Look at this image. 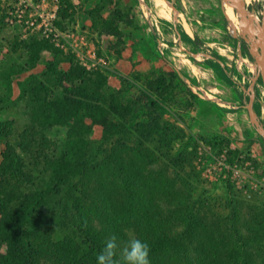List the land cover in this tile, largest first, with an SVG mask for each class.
<instances>
[{"label": "rangeland", "instance_id": "1", "mask_svg": "<svg viewBox=\"0 0 264 264\" xmlns=\"http://www.w3.org/2000/svg\"><path fill=\"white\" fill-rule=\"evenodd\" d=\"M156 1L59 0L58 26L79 24L108 62L110 69L102 72L88 70L40 34L9 25V14L20 2L0 0V163L6 146L29 162L31 156L16 147L22 141L30 146L25 130L31 128L38 130V140L44 136L41 141L60 148L71 125L44 126L43 116L54 112V101L69 94L66 89L81 87L78 79L65 81V74L80 71L90 81L100 78L105 103L123 104L127 118L136 117L134 124L143 131L142 137L128 140H142L155 146L154 152L159 144L169 145V155L178 164L184 161L171 171L190 186L189 209L201 202L207 227L230 217L238 228L242 245L233 250L222 234L224 255L264 264V140L246 109L260 55L264 0ZM152 100L159 104L161 127L172 132L157 134L154 143L143 139L155 109ZM254 110L264 126V105L258 99ZM100 134L101 127L92 124L85 138L93 145ZM59 236L46 234L42 242ZM49 250L42 249L40 261L51 258ZM52 262L53 257L47 264Z\"/></svg>", "mask_w": 264, "mask_h": 264}, {"label": "trees", "instance_id": "2", "mask_svg": "<svg viewBox=\"0 0 264 264\" xmlns=\"http://www.w3.org/2000/svg\"><path fill=\"white\" fill-rule=\"evenodd\" d=\"M49 66L55 69L57 64ZM77 79L81 87L66 89L69 94L54 101V112L43 116L44 126L71 125L60 148L41 141L44 136L38 140V130L31 128L25 130L30 146L22 141L16 147L31 156L28 163L10 146L2 153L0 264H47L52 257V264H98V255L113 236L116 259L135 238L149 246V264H247L222 252V234L230 238L231 250L242 245L230 217L207 227L201 202L196 210L189 209L190 186L171 171L184 161L178 164L169 155V145L159 144L154 152L155 146L128 140L143 135L134 124L136 117L129 120V110L119 102L105 103L100 78L90 81L80 71L64 77ZM151 105L155 109L143 139L153 142L157 134L168 137L172 132L161 127L159 104L152 100ZM92 124L101 127L93 145L85 138ZM160 158L165 162L156 167ZM50 233L60 236L42 242ZM48 247L51 258L40 261L42 249Z\"/></svg>", "mask_w": 264, "mask_h": 264}, {"label": "built area", "instance_id": "3", "mask_svg": "<svg viewBox=\"0 0 264 264\" xmlns=\"http://www.w3.org/2000/svg\"><path fill=\"white\" fill-rule=\"evenodd\" d=\"M20 4L10 12L9 25L20 26L25 32H36L48 39L67 54L76 56L79 63L88 70L108 71L109 65L105 56L97 52L80 29L70 26L62 29L57 25L59 0H19ZM161 49V48H160ZM162 50V49H161ZM162 52V51H161ZM232 169L239 172L237 165Z\"/></svg>", "mask_w": 264, "mask_h": 264}, {"label": "clouds", "instance_id": "4", "mask_svg": "<svg viewBox=\"0 0 264 264\" xmlns=\"http://www.w3.org/2000/svg\"><path fill=\"white\" fill-rule=\"evenodd\" d=\"M118 245L116 237L106 241L105 247L97 257L98 264H149V246L139 239H130L116 259Z\"/></svg>", "mask_w": 264, "mask_h": 264}, {"label": "water", "instance_id": "5", "mask_svg": "<svg viewBox=\"0 0 264 264\" xmlns=\"http://www.w3.org/2000/svg\"><path fill=\"white\" fill-rule=\"evenodd\" d=\"M264 24L262 35L260 38V55L256 60V72L248 86L246 96L248 98V104L246 106L250 123L256 129L257 133L264 140V126L258 119L255 110L254 102L258 99L264 105Z\"/></svg>", "mask_w": 264, "mask_h": 264}, {"label": "crops", "instance_id": "6", "mask_svg": "<svg viewBox=\"0 0 264 264\" xmlns=\"http://www.w3.org/2000/svg\"><path fill=\"white\" fill-rule=\"evenodd\" d=\"M73 27H75L76 29L82 30L81 28H79L80 27L79 24L78 25H73ZM158 48L160 49V47H158ZM255 147H256V145H255Z\"/></svg>", "mask_w": 264, "mask_h": 264}, {"label": "bare ground", "instance_id": "7", "mask_svg": "<svg viewBox=\"0 0 264 264\" xmlns=\"http://www.w3.org/2000/svg\"><path fill=\"white\" fill-rule=\"evenodd\" d=\"M157 1H158V0H157ZM157 1H156V2H157ZM261 35H262V34H261ZM263 37H264V36H263ZM260 38H261V36H260ZM254 46H255V45H254ZM259 46H260V48H261V45H260V43H259ZM254 48H255V47H254ZM254 50H255V49H254Z\"/></svg>", "mask_w": 264, "mask_h": 264}]
</instances>
